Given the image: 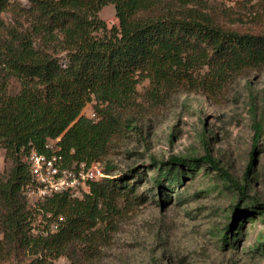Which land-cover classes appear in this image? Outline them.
Instances as JSON below:
<instances>
[{
  "label": "trees",
  "instance_id": "16d2710c",
  "mask_svg": "<svg viewBox=\"0 0 264 264\" xmlns=\"http://www.w3.org/2000/svg\"><path fill=\"white\" fill-rule=\"evenodd\" d=\"M110 4L112 27L99 17ZM246 9L208 0H0V264H57L61 256L80 264L99 254L109 232L148 200L138 193L147 171L115 174L109 157L138 128V86L149 82L143 98L154 110L180 90L221 96L240 75L264 68V0ZM89 104L96 118L84 113ZM253 126L256 151L264 113ZM49 141L67 165L100 161L105 175L88 181L81 197L59 192L31 205L27 157L32 149L48 153ZM187 162L219 170L227 188L240 185L210 154L154 161L167 201Z\"/></svg>",
  "mask_w": 264,
  "mask_h": 264
},
{
  "label": "rangeland",
  "instance_id": "374dc122",
  "mask_svg": "<svg viewBox=\"0 0 264 264\" xmlns=\"http://www.w3.org/2000/svg\"><path fill=\"white\" fill-rule=\"evenodd\" d=\"M208 1L237 13H248L246 7L257 4V0ZM99 17L108 27L118 24L112 4L103 7ZM5 19L10 20V14ZM148 83L138 86L140 103L133 108L138 128L122 137L109 155L115 174L134 167L147 171L138 193L148 200L109 232L98 255L80 259V264H264V133L253 149V123L264 113V68L240 75L221 96L180 90L154 110L143 98ZM93 108L89 104L84 113L92 117ZM206 154L240 185L227 188L219 170L187 162L179 171V186L171 187L167 201V191L154 182L158 174L154 161ZM5 167V152L0 149V172ZM163 184L168 188L166 180ZM24 195L29 204L35 203L32 196ZM239 195L246 197L239 202ZM232 223L234 228L228 230ZM56 263L76 264L68 256Z\"/></svg>",
  "mask_w": 264,
  "mask_h": 264
},
{
  "label": "built area",
  "instance_id": "2783aa9c",
  "mask_svg": "<svg viewBox=\"0 0 264 264\" xmlns=\"http://www.w3.org/2000/svg\"><path fill=\"white\" fill-rule=\"evenodd\" d=\"M92 117L96 118L94 112ZM46 149L48 153L32 149L27 157L32 180L24 188L25 193L32 196L35 202H43L59 192L81 197L84 192L89 191L88 181L98 180L105 175L100 161H74L67 165L55 141H49Z\"/></svg>",
  "mask_w": 264,
  "mask_h": 264
}]
</instances>
